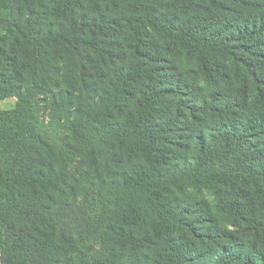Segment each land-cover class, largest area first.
I'll use <instances>...</instances> for the list:
<instances>
[{
    "label": "trees",
    "instance_id": "obj_1",
    "mask_svg": "<svg viewBox=\"0 0 264 264\" xmlns=\"http://www.w3.org/2000/svg\"><path fill=\"white\" fill-rule=\"evenodd\" d=\"M7 99L1 264H264V0H0Z\"/></svg>",
    "mask_w": 264,
    "mask_h": 264
},
{
    "label": "rangeland",
    "instance_id": "obj_2",
    "mask_svg": "<svg viewBox=\"0 0 264 264\" xmlns=\"http://www.w3.org/2000/svg\"><path fill=\"white\" fill-rule=\"evenodd\" d=\"M15 99H7L5 101L0 102V110L10 109L15 106ZM204 196L209 198V194L205 193Z\"/></svg>",
    "mask_w": 264,
    "mask_h": 264
},
{
    "label": "crops",
    "instance_id": "obj_3",
    "mask_svg": "<svg viewBox=\"0 0 264 264\" xmlns=\"http://www.w3.org/2000/svg\"><path fill=\"white\" fill-rule=\"evenodd\" d=\"M0 264H1V261H0Z\"/></svg>",
    "mask_w": 264,
    "mask_h": 264
}]
</instances>
